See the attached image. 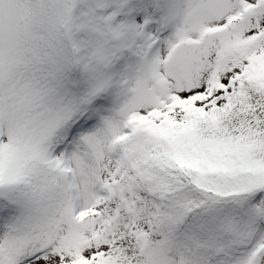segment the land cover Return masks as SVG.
Masks as SVG:
<instances>
[{
  "label": "snow or ice",
  "instance_id": "snow-or-ice-1",
  "mask_svg": "<svg viewBox=\"0 0 264 264\" xmlns=\"http://www.w3.org/2000/svg\"><path fill=\"white\" fill-rule=\"evenodd\" d=\"M0 264H264V0H0Z\"/></svg>",
  "mask_w": 264,
  "mask_h": 264
}]
</instances>
